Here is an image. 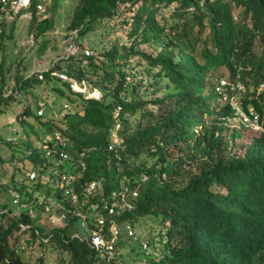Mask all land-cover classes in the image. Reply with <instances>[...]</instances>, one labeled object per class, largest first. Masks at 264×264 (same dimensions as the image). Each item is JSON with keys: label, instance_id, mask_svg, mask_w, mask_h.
<instances>
[{"label": "trees", "instance_id": "trees-1", "mask_svg": "<svg viewBox=\"0 0 264 264\" xmlns=\"http://www.w3.org/2000/svg\"><path fill=\"white\" fill-rule=\"evenodd\" d=\"M16 21L0 38V114L17 106L11 124L26 139L0 130L9 151L0 166L11 168L0 182V264H26L34 247L38 264L49 254L58 264H126L120 249L134 242L144 264H264V0H79L67 30L78 47L99 33L94 52L43 70L19 59L11 72L3 48ZM31 22L37 39L51 18ZM44 88L56 97L43 101ZM46 196L69 210L63 226L45 222ZM100 216L115 237L111 259L87 237ZM149 221L158 230L145 239L135 228Z\"/></svg>", "mask_w": 264, "mask_h": 264}, {"label": "rangeland", "instance_id": "rangeland-1", "mask_svg": "<svg viewBox=\"0 0 264 264\" xmlns=\"http://www.w3.org/2000/svg\"><path fill=\"white\" fill-rule=\"evenodd\" d=\"M79 0H51L48 10L44 15H41L40 19L45 17L51 18V25L49 29L41 35L39 38H35L33 32H31L32 22L30 19L23 18L18 19L16 24L10 25L8 27V32L12 33V38H7L5 40V46L3 51L7 54V64L11 72L16 68L19 59L24 60L26 65H28L33 70L46 69L53 65V61L57 60L60 56L81 53L83 50H89L94 52L92 49L93 44H97L100 40L99 33H90L82 39L84 43L83 47H78L76 43L72 40V37L76 35V32H69L67 30L68 25L71 22V18L74 12V8ZM35 32V31H34ZM98 45V44H97ZM220 74L226 75L227 70L222 68ZM215 80V78H214ZM213 80V81H214ZM76 90L89 91L87 87L81 86L74 82L73 84ZM46 92L41 93V98L46 101L47 94L51 97H56V92L52 89L44 88ZM41 91V90H40ZM38 91V92H40ZM89 96L97 95L96 90L88 92ZM51 102V101H48ZM12 112L20 111L17 106L11 108ZM11 110H8L5 114H0V130L3 133L5 139L16 138V141L21 139H26V134L21 132L16 126H13ZM231 124H237V122H230ZM18 129V130H17ZM16 131V134L15 132ZM18 131V134H17ZM252 133H254L252 131ZM247 141V138L243 140ZM0 151L4 158L9 157V151L6 145L1 146ZM5 169L2 170L0 166V182L8 184L11 175L10 164H5ZM0 201L7 202V192L4 188L0 187ZM49 220L46 218V223L49 224ZM136 234H139L145 239H148L149 235L152 233L153 236L156 235L158 230L157 225L152 222H146L143 226H138L135 228ZM80 231V230H79ZM18 235V232L16 233ZM24 238V237H23ZM22 238V239H23ZM134 251L132 252L130 245L125 248L120 249V251H125L124 261L126 264H144L141 262L144 257L143 253L140 252L137 243H132ZM43 248L34 247L29 248L23 252L26 264H38L37 257L41 254ZM49 264H58L53 255H47Z\"/></svg>", "mask_w": 264, "mask_h": 264}, {"label": "built area", "instance_id": "built-area-1", "mask_svg": "<svg viewBox=\"0 0 264 264\" xmlns=\"http://www.w3.org/2000/svg\"><path fill=\"white\" fill-rule=\"evenodd\" d=\"M51 0H0V38L4 34L6 24L11 23L18 19L27 18L32 20L33 15L36 14L41 17L44 15L50 5ZM86 54H92V51L86 50ZM57 76L61 78H66L62 73H56ZM1 67H0V79H1ZM43 109L38 110V114H42ZM245 120L248 118L243 114ZM12 123L15 121V117H12ZM259 128V126H256ZM118 138L116 134L114 135V142L116 143ZM55 144L65 145L64 139L60 135L55 136ZM43 149H45L48 156H57L58 151L55 146H50L49 144H44ZM60 157L63 159L67 158V154L62 151L59 153ZM30 179H35L37 177V172L35 170L28 173ZM42 180H45V176L42 177ZM63 188L66 190L67 194H72V198L76 199L77 195L73 192L71 187L72 177L66 174L62 175ZM94 187V183L90 184L89 190ZM45 201V212L48 215L47 218L49 222L54 226H63L66 220L67 211L66 207H63L62 204L54 200L52 197L46 196ZM117 202L110 204L109 212L113 213ZM60 207L61 210L57 211L56 208ZM31 215L34 216V212L31 211ZM78 215L82 219V224L86 227V217L81 212H78ZM96 221L98 222V228H87V237L90 240L91 246L100 251L102 257L111 259L115 252V237L107 239L103 234L102 224L104 223V218L102 216L97 217ZM115 229V228H113ZM116 233V231H115ZM129 235L137 239L135 233L130 230ZM78 236V234H74ZM142 248L148 250V244L146 241H141Z\"/></svg>", "mask_w": 264, "mask_h": 264}]
</instances>
